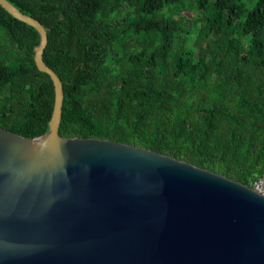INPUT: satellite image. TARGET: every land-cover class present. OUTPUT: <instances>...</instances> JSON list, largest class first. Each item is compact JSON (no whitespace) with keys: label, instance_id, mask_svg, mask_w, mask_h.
Instances as JSON below:
<instances>
[{"label":"trees","instance_id":"trees-1","mask_svg":"<svg viewBox=\"0 0 264 264\" xmlns=\"http://www.w3.org/2000/svg\"><path fill=\"white\" fill-rule=\"evenodd\" d=\"M8 1L46 30L60 136L141 146L245 185L264 174V0ZM183 11L203 20L186 35ZM38 41L0 5V128L29 138L48 131L54 100Z\"/></svg>","mask_w":264,"mask_h":264},{"label":"water","instance_id":"water-1","mask_svg":"<svg viewBox=\"0 0 264 264\" xmlns=\"http://www.w3.org/2000/svg\"><path fill=\"white\" fill-rule=\"evenodd\" d=\"M48 131L0 128V264H264V196L224 175L141 146L58 134L62 83Z\"/></svg>","mask_w":264,"mask_h":264},{"label":"rangeland","instance_id":"rangeland-1","mask_svg":"<svg viewBox=\"0 0 264 264\" xmlns=\"http://www.w3.org/2000/svg\"><path fill=\"white\" fill-rule=\"evenodd\" d=\"M228 11H229V7L224 6L222 8L223 13H226ZM181 15H183L184 19H185V21H184L185 24H183V23L180 24V31H181L180 34H182V35H186V32L189 29V27H191V26L192 27H198L203 21L200 18L194 17V14L192 12L183 11L181 13ZM213 36H215V33H213Z\"/></svg>","mask_w":264,"mask_h":264},{"label":"built area","instance_id":"built-area-1","mask_svg":"<svg viewBox=\"0 0 264 264\" xmlns=\"http://www.w3.org/2000/svg\"><path fill=\"white\" fill-rule=\"evenodd\" d=\"M248 186L255 192L264 196V174L252 178Z\"/></svg>","mask_w":264,"mask_h":264}]
</instances>
